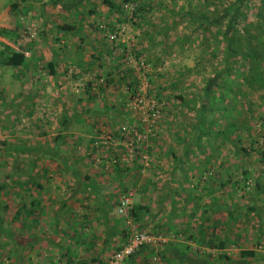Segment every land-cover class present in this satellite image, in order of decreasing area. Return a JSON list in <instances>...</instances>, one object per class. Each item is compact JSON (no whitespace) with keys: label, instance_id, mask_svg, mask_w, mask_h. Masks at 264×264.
<instances>
[{"label":"rangeland","instance_id":"obj_1","mask_svg":"<svg viewBox=\"0 0 264 264\" xmlns=\"http://www.w3.org/2000/svg\"><path fill=\"white\" fill-rule=\"evenodd\" d=\"M44 1L52 2L54 0ZM226 1L113 0L118 10V12H115L118 15L117 17L111 15L107 18L106 12L108 9H99L100 15L87 16L85 19L84 25L89 27L84 31L86 35L91 38L96 35L97 40L106 42L109 45V49L114 53L113 60L122 57L121 63H118L121 66L120 70H122L120 72H127V75L126 73L123 74L124 76L121 77V80H124V78L132 80L134 78L137 81V91L134 94L142 98L143 104L141 105L136 102L137 96L125 98L119 104L120 106L124 105L125 109L139 118L140 122L138 120L133 124L124 125L120 128V133L122 132V136L130 140V154L136 156V152H138L141 158H143V166L146 168L148 176L151 174L150 170L152 166L149 144L157 136L158 126H160L161 121L165 118L163 104L157 102V91H164L166 97H168L163 100L166 103V107L169 106L168 103H172L174 111H178V90L188 88L193 92V95H199L197 98L198 103L194 104L197 106L198 104H202L201 94H205V88H207L211 79L226 69L225 45L221 27L213 24V21L222 15L220 7ZM263 2L264 0H253L249 10H247V18L254 24L257 22L256 14L258 12L261 13V6L264 7ZM27 4H29L27 0H0V29L16 33V36H11L13 38L0 36V60L2 59L1 53H7L6 46L16 52L24 53L27 58H31L34 54L32 48L37 47V45L39 47L41 41L45 40L41 33L44 16L40 15V10H38L37 6L35 9L29 10ZM90 21L94 22L92 23L93 25H96L97 32H94L90 27L88 23ZM150 26H152L153 32H151V28L149 30ZM159 31L164 32L159 33ZM108 33L117 35L116 42L112 43L109 40ZM149 38H151V41L154 38L152 49H150V51H154L151 59L148 56L145 57V54L149 53L148 50L142 48L140 50L136 49ZM135 44H137L136 47ZM156 49L158 51H155ZM156 53L160 54V59H158ZM36 54L38 55V52ZM38 57L40 59L39 55ZM39 59H37L38 62H35V64L42 67L44 61H40ZM262 64L263 87L257 82L253 83V87L250 86L249 82H251L252 77L249 70L251 64L247 63L241 56L232 57L229 61L230 72L217 80L219 88L214 90L215 92L212 94L218 100L216 108L222 105L223 110L220 112L217 110L213 113L214 111L210 109H214L215 104H212V101L209 102L212 106L208 104L209 106L205 113V116L208 118L205 134L208 143L205 153L207 155L211 154L209 155L210 157L216 153L218 160L216 163L214 160H211V165L208 164L205 171H203L202 167H199L202 170V174L193 175L191 181L193 184L196 182L198 190L194 192L195 194H199V196L206 189L199 191L202 185L210 187L211 185L221 184L226 195H232V199L236 200L238 205L245 207L239 211V220H247V218L248 220H262L257 217L254 219L250 217L249 219V211L246 210L257 192L258 185H262L264 182V62ZM16 69L0 65V77L3 78L2 80L0 79V102L10 99V96L14 94L10 91L11 88L8 87L10 83L8 76L21 71L17 70L14 72ZM73 70L70 69L69 72L71 77H73ZM112 79L114 82L115 79ZM107 82L106 78H97L94 75L86 76L83 81L80 80L74 83L71 80L70 83L73 86V91H65L63 97L60 99H56V97H53V100L48 98L45 100V103L48 104L47 107L43 106L44 109L42 108L41 111H39L38 107L36 112H31L26 121H23L22 112L18 108L0 107V109H3V112L0 111V143H3L0 144V222L2 223L0 224V232H2L0 244L3 245L0 248V264L65 263L62 251L70 247L72 248L75 238L70 240V234L65 230L67 223L64 224L63 222L66 220H88L87 210L82 207L80 209H70L67 207L59 209L50 201L43 208L41 206H34L33 202L36 201L33 199L35 196L30 195V185L27 184V178L25 181L24 177V160L22 157L14 158L13 153L9 150V144L11 140L18 142L28 140L34 146L39 147L40 143L45 140L48 141V137L55 131L44 132L43 128L39 127V125L45 121H47L46 125L56 122L57 118L51 117L48 109H51V106H55L54 104L58 103V100L68 101L71 105L83 104L86 98L82 96L89 93L90 96H87L91 104H111L115 101L114 96L119 91V87H117L118 84L113 85V82ZM50 84L52 85V82ZM89 87H91L89 89L91 92H88ZM105 88H108V90L103 92ZM121 89L124 90L125 88L122 86ZM164 96L163 98H165ZM167 99L168 102L166 101ZM154 104L159 108V115L154 123H152L148 118L147 112L148 108ZM21 108L22 106H20ZM9 114L17 118L16 120L20 121V123H14ZM38 115L39 117H37ZM200 117H203V114ZM198 119L197 117L194 119L193 116L188 115L176 123L188 124L190 127L186 125H183V127L186 126V131H193L194 129H192L191 125H194ZM134 129H138L142 133L143 139L141 142H137L136 138L130 134ZM24 134H26L25 138ZM109 142V137L100 134L92 143V150L105 152L104 149L109 145ZM137 145H139V150H137ZM42 146L52 148L49 142L47 144L45 142ZM82 147L83 149L81 150L76 145H65L63 152L65 155L79 151L84 153L85 146ZM19 149L24 148L19 147ZM215 149H220V151L216 152ZM92 150L89 146L91 154ZM220 159L222 160L221 163L219 162ZM50 164L51 161L47 166L51 167ZM25 183L27 184L26 186ZM64 185H67V181L64 182ZM130 194L132 195L133 202L135 193L131 191L124 195L120 194V199L116 204L119 206L120 201ZM66 196H69V192L57 194L56 200L60 201V207L61 202L66 199ZM49 197L51 195H48L47 198ZM206 202L209 204V198L205 195L200 203ZM118 206L116 215L120 219L125 220V230L129 232L128 237L135 230L147 231L150 234L156 236L162 235L165 238L175 235L176 239L169 243L182 249L189 247L191 249L189 254H192L194 257L210 256L212 259H220L221 256L225 255L229 258L240 256V252L235 251L236 253L231 254L220 253L217 249L207 247L205 242H198L194 238L191 240L192 236L179 223L175 224L173 222L170 224V222H166L162 230L158 231H155L150 226L138 229V226L132 221L134 219L130 214L133 205L126 216H121L118 213ZM190 207L192 206L190 205ZM20 209H23L22 214L17 216ZM179 212V209L172 210V215L170 213L167 217L165 216V220H182L181 216L178 215ZM30 214L34 217L33 220H41L40 218L43 217L42 228L37 223L33 224L30 227L31 230H29V221L25 223V220H29ZM151 215L148 216L149 218H145V216L144 218L152 220ZM57 219L62 220L57 229L59 233L63 232V236H60L58 231L57 235L54 234L55 224L53 221ZM169 224L170 226L165 228ZM243 225L247 226V223ZM74 227L77 228V231L81 230L82 237L88 232L86 224L77 223ZM40 228L42 231L39 236L38 230ZM33 230H36L37 234L34 236L42 239L41 242L35 243V241L31 240L32 236L30 239L28 233L30 231L35 232ZM42 235L44 237H41ZM30 243H34L31 250H29ZM19 245H25V247L20 248ZM259 247V250L261 251L262 249V252L258 254L259 259L255 260L252 264H264V245L261 244ZM117 248V246H114L112 252L103 258L104 261H101L102 263H95L92 262L93 259L90 257L82 258L80 256L77 257L80 258L79 261L73 262L81 264L83 261H86L87 264H106L112 254L118 250ZM162 249L144 251L143 254L145 255L142 254L137 260H139L140 264H175L176 261L173 255L167 253L168 255H164L166 257L164 258L160 254ZM31 251L32 254L30 253ZM30 259H32V262H30Z\"/></svg>","mask_w":264,"mask_h":264},{"label":"crops","instance_id":"obj_2","mask_svg":"<svg viewBox=\"0 0 264 264\" xmlns=\"http://www.w3.org/2000/svg\"><path fill=\"white\" fill-rule=\"evenodd\" d=\"M111 1L113 2V0ZM27 3H29L27 4L29 10L35 9L37 6L40 15L44 16L41 33L45 40L41 41L42 44L40 43L39 47L37 45L32 48L33 56L27 58L23 68H17L14 72L21 71L8 76L10 81L8 87L14 94L10 96V99L2 100L0 107L18 108L22 112L23 121H26L31 112H36L38 107L39 111L45 106L47 107L48 104L45 103V100L48 98L60 99L65 91H73L71 80L74 83L83 81L86 76L94 75L97 78H106L109 83H112V78H114L113 85L118 84L117 87H119V91L114 96L115 101L111 104H91L87 96L90 94L84 92L86 95L82 97L86 99L83 104L71 105L68 101L58 100V103L54 104L55 106H51L48 112L51 113V117L57 118L56 122L46 125L47 121H45L40 123L39 127L41 126L44 132L55 131L48 137V141L42 142L41 139L43 144L51 143L52 148H45L42 143L37 147L28 140L25 142L11 140L9 144V150L13 153L14 158L22 157L24 160V177L25 181L27 178V184L30 185V195L35 196L34 206L43 208L50 201L59 209L64 207L80 209L82 207L87 210L89 220H66L63 222L67 223L65 230L69 232L70 240L75 238L72 248L62 251L64 264H77L73 261H79L78 256L99 258L104 261L103 258L112 252L114 246L119 249L124 243L126 244L125 220L116 215L118 206L116 203L120 199V194L124 195L131 191L135 193L132 208L144 206L150 209L148 214H152V220L145 219L149 216L148 214L142 215L143 220H132L138 227L150 226L158 231L162 230L166 222L179 223L192 236L191 240L194 238L198 242H205L206 245L213 242L215 245H219L225 242L226 249H217L220 253L254 251L256 256L246 260L249 264L259 259L258 254L262 252V249L259 250V246L264 245V182L262 185L257 184V192L246 208L249 211V219L257 217L262 220H248V218L239 220V211L245 207L238 205L237 201L232 199V195H226L221 184L210 187L202 185L199 191L206 189L199 196L194 192L198 190L196 182L194 181V184L191 182L193 175L202 174L199 167L205 171L208 164L211 165V160H214L215 163L218 160L216 153L212 157L209 156L211 154L205 153L208 143V139L205 137L208 118L205 113L211 104L209 102L212 101V104H215L214 109H210L214 111L213 113L223 110L222 105L216 108L217 97L212 94L207 98L206 94H201L202 104L195 106L194 104L198 103L199 95H193V92L188 88L181 89L178 90L177 95L179 110L174 111L172 103H168L169 106L166 107L163 100L168 97L164 91H157V99H162L165 118L158 126L157 136L149 144L152 166L151 174L148 176L147 170L143 166V158L138 152H136V156L130 154V140L123 137L122 132L120 133L121 127L139 120L132 112L125 109L124 105L120 106L119 104L125 98L134 97L137 81L133 76L132 80H128V78L121 80L123 74L127 75V72H120L122 70L118 63H121L122 57L113 60L114 53L106 42L97 40L96 35L91 38L84 32L89 28L84 25L87 16L100 15V10L108 9L107 18L111 15L117 17L115 12L118 10L103 4L102 0H54L52 2L27 0ZM88 23L94 32L98 31L96 25L92 24L94 22ZM150 28L153 32L152 26L149 27V30ZM163 32L159 31V33ZM153 40L154 38L152 41L151 38L145 40L143 45L136 49L148 50L149 53L145 54V57L148 56L151 59L154 54V51H150L154 43ZM136 46L137 44H135ZM160 51L162 50L160 49ZM156 55L160 59V54L156 53ZM37 59L44 61L42 67L35 64L38 62ZM70 69L75 70L72 71L73 77L69 73ZM51 71H53V75ZM0 79L3 78L0 77ZM122 86L125 88L124 90L121 89ZM103 90L105 92L108 88ZM166 101L168 102V99ZM20 106L23 109H20ZM230 110L232 111V109ZM0 111L3 112V109ZM202 114L203 117H200ZM9 115L11 116V114ZM188 115L193 116L194 119L195 117L200 118L194 125H191L193 131H186V126L190 127L188 124L176 123ZM11 118L14 123H20L16 120L17 118L13 116ZM183 125L186 126L183 127ZM174 127L176 128L174 129ZM100 134L110 139L109 145L104 149L105 152L92 150L91 145ZM25 137L26 134H24ZM69 144L76 145L81 150L82 146H85L84 153L79 151L65 155L64 146ZM21 146H24V150H16ZM89 146L92 154L89 152ZM139 149V145H137V150ZM215 150L216 152L220 151V149ZM50 161L51 167H48ZM65 181H67L66 186L64 185ZM27 184L25 183V186ZM64 192H69V196H66V199L63 198L65 200L61 202L60 207V201L58 202L56 197L57 194ZM48 195L51 197L47 198ZM205 195L209 198V204L207 202L200 203ZM188 208L189 210H187ZM250 208L255 211H250ZM175 209L180 210L178 215L182 220H165V216L167 217ZM33 218L30 214L29 220H25V223L29 221V230L33 224L37 223L42 228L43 217L40 218L41 220H33ZM61 221L59 219L53 221L55 235L59 233L57 226ZM77 223L86 224L88 232L84 237H82L81 230L77 231V228L74 227ZM244 223H247V226L243 225ZM170 224L165 228H168ZM41 228L38 230L39 236ZM33 231L35 232L28 233L30 239L32 236V241L41 242L42 239L34 236L37 234L36 230ZM59 234L63 236L62 231ZM32 244L34 243H30L29 250H31ZM30 253L32 254V251ZM142 254L130 261L127 260L125 264H140L137 258ZM169 255L171 254L169 253ZM190 256L194 257L192 254ZM32 259L34 260V258ZM213 260L217 264H241L242 259L240 255L230 258V261L219 258Z\"/></svg>","mask_w":264,"mask_h":264},{"label":"trees","instance_id":"obj_3","mask_svg":"<svg viewBox=\"0 0 264 264\" xmlns=\"http://www.w3.org/2000/svg\"><path fill=\"white\" fill-rule=\"evenodd\" d=\"M228 1L229 0L221 4L220 8L222 9L221 10L222 15H220L217 19L213 21V24H216L217 26L221 27L223 42L225 45L224 53H225L226 69L220 72L214 78H212L207 88H205V94L207 98L212 95L214 90H217V88H219L217 84V80L220 77H222L224 74L230 72L231 67L229 66V61L231 60L232 57L235 56H241L242 59L246 60L247 63L251 64V68L249 70V73L252 77L251 82H249L250 86L253 87L254 85L253 83L257 82L261 87H263L262 84L263 70H261V68L263 65L262 63L264 62V40H263L264 39V7L261 6V13L258 12V14H256L255 17L257 22L254 24L252 21H249L247 18V10H249L253 0H233L229 2ZM102 2L103 4H106L112 9L116 8V5L111 0H102ZM15 34H16L15 32L9 30L0 29V36L3 37L16 36ZM5 48L7 53L6 52L1 53L2 59L0 60V65L6 67L21 68L26 63L27 57L24 53L16 52L7 46ZM51 73L53 75V71H51ZM134 90L135 93L137 89L134 88ZM133 96L136 97L137 94H133ZM157 100L161 102L160 98H158ZM21 148H24V146H21ZM16 150L22 151V149H19V147ZM251 210L252 208H250V211ZM22 211L23 209H20L18 211L17 216L18 215L20 216V214H22ZM252 211L254 212L255 209H253ZM149 212L150 209L143 206L142 208L141 207L136 209L132 208L130 214L134 220L139 221V220H143V216H142L143 214H148ZM0 224L2 223L0 222ZM139 228L142 227H138V229ZM126 233H127L126 237L128 241L129 232L126 231ZM1 241H2V232H0V242ZM2 246L3 245L0 244V248ZM19 246L20 248L25 247V245H19ZM207 247H210L211 249L224 250L226 249V243L224 242L222 244L215 245L213 242L207 244ZM119 249H121V247ZM149 249L151 248L147 246L142 247L133 256H131L128 259V261L142 254L144 250L151 251ZM190 250L191 249L189 247L182 249L179 246H174V244L169 243L166 244L164 249L161 250L160 254L164 257V255H166L167 253H170L171 255H173L176 261L175 264H217V262L213 260L210 256L191 257L189 254ZM240 255L242 259L241 264H249L248 261L246 260L250 258L253 259L256 256V253L254 251H241ZM220 260L230 261V258L225 255V256H221ZM92 262L102 263L101 259L99 258H94ZM81 264H87V262L83 261Z\"/></svg>","mask_w":264,"mask_h":264},{"label":"built area","instance_id":"obj_4","mask_svg":"<svg viewBox=\"0 0 264 264\" xmlns=\"http://www.w3.org/2000/svg\"><path fill=\"white\" fill-rule=\"evenodd\" d=\"M108 35V38L112 43L116 42L118 38L116 34L108 33ZM141 99L142 98L140 96H137V99L135 100L138 104L142 105L143 102ZM147 115L149 120L154 123V121L158 118L159 108L155 104L151 105V107L148 108ZM130 134H132L136 138L137 142H141L143 139L142 133L138 129L132 130ZM132 205V195L130 194L120 201V204L118 206V213L121 216H126ZM168 238H165L162 235L156 236L148 233L147 231L135 230L130 234L127 243L121 249L115 251L110 259L106 262V264H124L125 261H127L142 247L147 246L154 250L162 249L163 246H165L167 243H169L170 241H174L176 239V236L173 235L169 236Z\"/></svg>","mask_w":264,"mask_h":264}]
</instances>
